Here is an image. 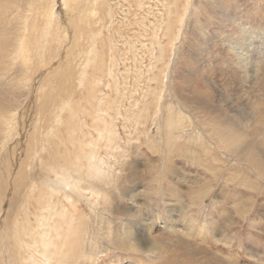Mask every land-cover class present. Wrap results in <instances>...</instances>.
<instances>
[{
    "label": "rangeland",
    "instance_id": "obj_1",
    "mask_svg": "<svg viewBox=\"0 0 264 264\" xmlns=\"http://www.w3.org/2000/svg\"><path fill=\"white\" fill-rule=\"evenodd\" d=\"M192 1L188 6V0H0V21L9 15L11 26L26 28L31 39L46 29L51 18L53 34L49 46L41 51V60H34L38 70L29 82L31 88L20 75L9 82L18 89L12 92L13 112L4 114L9 116L8 130L0 136V264H28L30 256L40 264H75L80 252L94 244L90 261L78 258L81 264H264V176L243 160L232 158L219 143L197 142V132L207 126L199 111L192 110L190 100L180 98L186 89L191 99L192 91L199 93L197 99L202 102L209 96L211 110L230 105L221 87L225 78L227 83L233 76L224 78L217 69L222 43L227 40L224 35L238 29L244 12L264 26V0ZM254 7H260L257 14ZM197 10L208 37L194 32L191 21ZM258 43L253 38V48ZM3 57L2 52L0 72L4 74L10 63ZM82 69L85 82L76 79L75 87L69 86L71 79L82 75ZM64 81L68 88H63ZM249 84L238 101L242 106L257 94ZM238 86H232L230 95L240 90ZM50 98H63L69 104L53 124L54 135L45 139L52 124L46 107ZM167 113L184 120L185 139L177 140L182 146L171 151L163 149L165 143L155 137L167 131ZM43 134L51 143L42 141ZM260 136L244 135L245 139L237 140L244 148L253 143L256 148ZM207 137L204 133L203 138ZM49 147L59 150L56 154L62 164L65 159L88 167L86 156L95 154L111 176L106 178L110 185L107 201L101 196L90 198L84 191L78 197L74 189H67L71 201L79 202L75 209L61 196L67 208L59 213L66 218L75 216L82 230L73 234L62 220L57 223L61 236L45 227V241L51 245L44 249L40 235L35 234V240L30 230L38 229L35 213L44 195L39 170L48 169ZM33 181H38L35 189L30 188ZM16 183L18 187L13 186ZM133 187L138 195L130 202L128 192ZM130 210L139 217L120 214ZM163 221L176 222L173 230ZM48 223L52 226L53 218ZM22 226L28 229L23 235L26 244L17 247L14 234ZM148 229L165 240L166 252L129 251L118 244L122 232L135 234V242L145 241ZM48 252L50 262L45 263L43 255Z\"/></svg>",
    "mask_w": 264,
    "mask_h": 264
},
{
    "label": "bare ground",
    "instance_id": "obj_2",
    "mask_svg": "<svg viewBox=\"0 0 264 264\" xmlns=\"http://www.w3.org/2000/svg\"><path fill=\"white\" fill-rule=\"evenodd\" d=\"M212 1H217V0H212ZM224 1L228 2L230 0H224ZM191 3L193 5V1L188 0V6H190ZM9 4H11V2ZM188 6H186L187 7L186 11H185L186 13L189 11ZM18 7H20V6H18ZM260 7H263V6H260ZM260 7H258V9ZM23 8L25 11V7H23ZM258 9L254 7V11L256 14H257V11H259ZM252 11H253V9H252ZM248 12H250V10H248ZM197 13H198V10L196 11V13L192 14L194 16L192 21H191V22H193V26H192L191 22H190L191 24L190 23H188V24H190L192 27H194V32H196V34H198L202 37L203 36L205 37L207 35V32H206L207 27L204 25V21L200 20L198 18ZM246 13L244 12V14L242 15L243 17L241 16L242 18L240 20L242 21V23L238 22V25H237L238 29H234V31L231 34H228V35L225 34L224 35L227 38V40L222 43L223 44V53H222V56H220L221 59L219 61V66L217 67V69L219 68L218 71L222 77L225 78L226 76H233V78H231V77L228 78L227 83H226V78H225L223 80L224 84H222V87H221L224 91L223 93H225V95L228 97V99L230 101V105H225V106L224 105H222V106L216 105L217 109L211 110L213 106L208 104L207 98L209 96L206 97L204 102H202L201 101L202 99L201 100L197 99V98H200L199 93L194 94V91H192L191 93H193L192 95L194 97L192 96V99H191L189 94L185 95L187 93L186 89L183 90V92H185V94H182V96L180 98H182L183 100H185L186 98L190 100L189 102H190V104L192 103L191 105L193 106L192 110H194L195 112L199 111V115L201 116L199 118L207 126L205 128L202 127L201 131L197 132L196 137H195V140H197V142L203 143L202 141H205V142L215 141L216 143H219L221 148L225 149V151H227L231 155L232 158H234V159L239 158L240 160H243L244 162L248 163L251 167H253L257 172L262 173V175L264 176V152H263V149H264V26H262L261 24H258V23L256 24L255 22H253L250 19L251 15L246 14ZM19 16H20V18H22L21 15H19ZM8 17H9V15H8ZM8 17H6L5 21H0V32L2 34V35L0 34L1 35L0 36V50H1L0 53L3 52L4 57H5V59L3 57V59H1V60L5 61L7 64L10 63L8 65L10 67H8V69L6 70L7 72H5L4 74L0 72V88L2 89V90H0V114L1 115H4L6 111L13 112V110H14L11 108L12 103L15 100L12 92L15 91V88L17 86H15L13 88L9 85V82L14 81V78L15 77L17 78L20 75V77L23 76V78H21V80L26 81V83L24 85H26L28 88H31V84L29 82L31 81L33 76H35L37 74V70H38L36 67L37 64L35 63V61L41 60V57H42L41 51H44L49 46L52 35H53L51 28H50L52 26L51 25L52 24L51 18L46 23V29L41 31L39 34L36 33L35 34L36 36H34V38L30 39V37L27 38V35L25 33L26 28L22 27L19 24L15 25V26L14 25L11 26L12 20ZM183 18H184V15H181V19H183ZM253 19L255 20V18H253ZM236 21H237V16L234 17L233 23H236ZM8 24L10 27L7 26ZM73 25H75V24H73ZM167 25H168V27L170 26L169 23H167ZM6 26H7V28H5V31H4L3 28ZM182 26H183V24H182ZM190 29H191V27H190ZM169 33H171V32H169ZM239 33H241V34L244 33V34H246V36L241 37V35ZM165 34H167V33H165ZM167 37L169 38V36H167ZM207 37H208V35H207ZM253 38L260 41V43H258L255 46L256 48H253L254 46L252 45ZM236 39L239 40L238 43H235ZM247 43H248V45H247ZM216 53H217V51H216ZM161 54H163V52ZM75 60H76V57H75ZM49 61H51V60H49ZM1 62L2 61H0V63ZM32 64H34V66H32ZM39 64H40V62H39ZM44 65L47 66V65H49V63L44 62ZM88 66H90V65H88ZM63 72H64V70H63ZM12 73H13V75H12ZM28 73L30 75H27ZM72 73L73 72H71V74ZM80 73L82 75L79 74L80 75L79 78H76L77 77L76 76L74 78V80L71 79V81L69 82V86L75 87L74 84H75L76 79L79 80L80 84H82L81 83L82 81L85 82L84 81L85 79L83 80V77L85 75V71L82 69V70H80ZM4 75H7V76L4 77ZM28 76H31V77L29 78ZM67 80H70V76L67 78ZM64 82L65 83L63 84V88H68L66 81H64ZM60 83H61V81L59 82V84ZM236 83H237V85H239L238 87L240 88V90L237 91L236 93H234V95L237 97L235 98V100H232V96H234V95L233 94L230 95L229 91L232 88V86ZM249 83L251 84V86H248V88H250V87L256 88L257 94L254 93L255 98L253 100H250L248 102V104H246L245 106H242L238 103V101H239L241 96H244L242 94L247 92V90L245 89L246 90L245 91L244 88ZM16 89H18V88H16ZM85 89H86V87H85ZM174 89H175V87H174ZM17 95H19V94H17ZM64 98H65V96H64ZM20 99H21V97H20ZM65 99H63V98H58V99H54V100L52 98L49 99V101H50V102L48 101L49 106L47 105L46 107L47 108L49 107L48 110L50 112V120L52 121V124L47 129V134H46L45 139L49 138L48 136H50V135H54L53 124L55 121H58L61 119L62 111L69 104V102H65ZM93 99H94V97H93ZM220 99H222V98H219L217 100V103L220 101ZM98 101H100V100H98ZM187 104H188V102H187ZM57 106H58L60 111H58L56 109ZM232 107H234V109ZM190 110H188V111H190ZM161 113H162V111H161ZM175 114L174 113L173 114L167 113L166 118H165L166 119L165 121H167L169 124L167 126V131L162 133V136H161L160 132H158L155 135V137L157 139H159L158 140L159 143H161V142L165 143V146H164L165 148H163V149L168 148V149H170V151L174 147L177 148V147L182 146L179 143L178 144L175 143L177 140L179 141V140L185 139L182 135L184 133L183 117L177 116ZM193 114H194V112H193ZM4 116H5V118H4ZM4 116H1V119H0V136L2 135V132H4V135H5L6 131L8 130L9 116H8V118L6 115H4ZM162 116H164V115H162ZM193 119H194V117H193ZM161 121H163V120H161ZM161 127H162L161 122H159L158 131L161 129ZM204 133L206 134V137L208 136L207 137L208 140H205L203 138ZM7 134H8V132H7ZM244 135L246 137L248 135H250V136L261 135L259 137L260 138V144H258L256 148L254 147L255 150H254V148H252L254 146L253 145L254 143L249 147L246 146L245 148L242 145H240L241 143H239L237 139L239 137L241 140H242V138L245 139ZM214 136H216L217 138H215ZM45 139H44V134H43L42 141ZM45 141H47V140H45ZM233 141H235V142H233ZM47 142L51 143L50 140ZM52 143L54 144V142H52ZM42 144H43V142H42ZM203 144H205V143H203ZM200 146H202V144ZM43 148H46V147H44V145H43ZM205 149L208 150L210 148L205 147ZM48 151L51 152V153L49 152L50 162L48 164V169L45 168L44 172L42 169L39 170L40 171L39 172L40 173V179H42L41 185L44 188L43 189L44 195H43V199H42L43 201L42 202L40 201V205L37 207L39 209H37V213H35V216L37 217V222H38V229L32 228L30 230V232L32 234L31 236L35 240H36L35 234L40 235L41 242L44 245V249H46L47 245H51L45 241V235L47 234V231H45V227L51 228L50 230H53V231L55 230L58 234L59 233V231H58L59 225L57 223L59 222V220H62V225H66L67 229L70 232H72L73 234L75 231H78L81 229V224L79 222H75L76 220H78L75 216L72 215L71 218H66V217H62L61 214L59 213L62 209L64 210L67 208V205L65 204V202H67V201L64 202L63 200L59 199V198H61V196L63 198H65L66 200H70V202L73 203L71 201L72 197L68 194L67 189L68 188L74 189L75 192L78 194L77 195L78 197L83 196L81 192L84 191V193H86L90 198H96V197L99 198L101 196L103 198V200L107 201V196L105 194H106V189L110 185L108 184V181H106V178L111 176V174H110L111 170L110 169L107 170L105 168V164L102 162V158H101V165H100L99 160H97V158H95L96 157L95 154H93V155L89 154L86 156L88 167H85V166L81 165L80 161L77 163H74V164H69L67 162V160H65V159L63 160V164H62L59 161V155L56 154V151H59V150H54L55 151L54 152L49 147ZM53 152L55 153V155L53 154ZM66 153L68 155V152H66ZM73 154H72V156H73ZM64 155L65 154H63V156ZM188 156H189V154H188ZM75 157L77 160L80 159V158L78 159V155H75ZM192 157H193L192 159L195 161V159L198 156L196 154L195 157L193 155H192ZM41 161H42V159H41ZM202 166H204V164ZM91 169H92V172H91ZM52 175H55V177H52ZM132 182H135V180H133ZM37 183H38V181H36V183H35V181H33L31 184L29 183L30 188L35 189V186H37L36 185ZM13 186L18 187V183H16ZM133 188L134 189H130L128 192L129 199L127 201L134 202L135 197L138 195V191H137L138 189L136 187H133ZM12 196H14V195H12ZM16 197H17V195H16ZM32 199H34V198H32ZM12 201H14V200L12 199ZM78 202H79V200L78 201L75 200V202L72 204V206H75V209H76V203H78ZM107 209H108V211H111L108 207H107ZM69 212L71 213V211H69ZM131 212H132V210L126 211V212L121 211L120 214L125 215L127 213L128 216H133V217H137V218L139 217L137 212L133 213V214H131ZM50 218H53L52 226H50L48 223V220ZM163 223H164L163 225L168 227V229H169V227L171 228L176 222L174 223L172 221L171 222H169V221L164 222L163 221ZM119 224L124 225L123 223H118V225ZM108 228H110V227H108ZM40 229H42L41 233L38 232V231H40ZM121 229H122V226H121ZM127 229H129V228H127ZM152 229H153V227H152ZM171 229L173 230V228H171ZM118 230H119V228H118ZM163 231H165V230H163ZM25 232L28 233V229L26 226L17 227V231L14 234L15 246L24 247V244H26V242H24L25 239L23 238V235H26ZM122 234H123V232H122ZM122 234L120 235L121 238L118 240V242H119L118 244L120 246L126 248L129 251H136V252H142V253H150L152 251H156L158 254L166 252L165 251V242H164L165 240L164 239H158L156 235L152 234L151 229H150V232H149V229L144 231V234L146 235V240L145 241L143 240L139 243L135 242V238H134L135 234L130 233V232H128V234H125V235H122ZM58 235H60V234H58ZM89 241H91V243L94 242L93 239H90V238H89ZM94 245L93 246L88 245L87 251H83L82 253L80 252V255H79L80 257L79 256L77 257L75 264H81L80 263L81 260L79 262L78 258H82V259L87 258V260L90 261V257H92L91 254H92V249H93ZM97 253L100 254L99 249H98ZM43 259L45 260V263L50 262V252L43 255ZM29 260L31 261V263H28V264H40L38 262V260H34L33 257H31V256L29 257Z\"/></svg>",
    "mask_w": 264,
    "mask_h": 264
}]
</instances>
